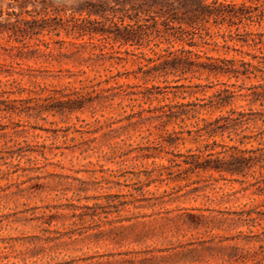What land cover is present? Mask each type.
Masks as SVG:
<instances>
[{
	"label": "rangeland",
	"instance_id": "1",
	"mask_svg": "<svg viewBox=\"0 0 264 264\" xmlns=\"http://www.w3.org/2000/svg\"><path fill=\"white\" fill-rule=\"evenodd\" d=\"M231 1L264 15V0ZM157 3L0 0V264H264V99L252 96L264 80L160 70L182 47L201 64L250 59L213 26L218 46L110 39L129 23L118 17ZM244 23L264 33V16ZM262 39L234 48L264 56ZM223 89L234 94L218 106ZM212 143L252 160L232 175L181 163Z\"/></svg>",
	"mask_w": 264,
	"mask_h": 264
},
{
	"label": "trees",
	"instance_id": "2",
	"mask_svg": "<svg viewBox=\"0 0 264 264\" xmlns=\"http://www.w3.org/2000/svg\"><path fill=\"white\" fill-rule=\"evenodd\" d=\"M154 4H159L153 15H145L140 10H133L127 15L118 17V22L123 25L125 18L129 21L126 25L119 28L116 23V31L112 33L110 38L114 42H120L121 44L140 45V38L144 36L146 41H151L152 37L164 38L166 41H174L181 44H186L189 47H198L203 45L218 46L219 43L213 40V34L210 33V26L217 28L215 32L222 40L221 47L226 50H233L240 55L250 56L249 60H245L243 56L240 58L231 59H214L206 57L209 63L201 64L191 60L190 55L192 52L182 47L179 50L180 55L173 52L166 54L161 64L160 70L166 73H182L202 69L203 71L212 74L213 76H223L227 79L234 78L235 81L241 79L259 78L264 80V56L250 55L249 53H243L240 49L234 47L239 44L240 48L246 46L248 48H256L263 43L262 37L264 33H251L247 31L240 32V27H244L248 23H256L260 25L262 20L263 11L259 10L257 13V7L250 10L249 7L240 4L236 6L231 0H151ZM261 7H264L262 4ZM180 15H177V11ZM144 14L146 17H141ZM144 22V24H143ZM149 22L150 25L145 24ZM226 25L225 29H222L223 25ZM145 29V30H144ZM80 35L91 36L98 33L95 29H83L79 28ZM149 32H148V31ZM100 34H111L107 31H100ZM157 46V45H156ZM167 52V50H164ZM196 59H199L197 54H194ZM155 70H159L155 69ZM254 88L261 89L260 92L254 93L253 101L264 99V85L259 84ZM224 92L228 96L218 98L216 102L218 106H224L228 103V98L233 97L234 91L229 89H223L218 93ZM219 97V94L217 95ZM232 115L235 111H229ZM236 118L230 116L218 117L214 119L208 126L216 125L222 121H238L243 117V113H236ZM161 116V115H160ZM162 116L167 120L175 119L179 116L177 113L171 111L162 112ZM229 127L226 125H218L207 129L208 136L216 135L217 130L220 132L225 131ZM241 144V141H238ZM215 148H219L215 150ZM234 150V152H233ZM230 152V153H229ZM248 153L246 150H241L237 145L228 146L226 144L212 143L211 146H204L203 151H198L195 154L188 155L182 159L181 163L189 170H202V171H214L218 173L228 174H241L245 164L252 160L251 157L245 156ZM202 156H205L202 159ZM214 157V158H212ZM249 166V165H248Z\"/></svg>",
	"mask_w": 264,
	"mask_h": 264
}]
</instances>
